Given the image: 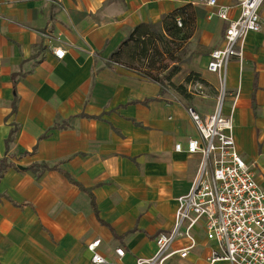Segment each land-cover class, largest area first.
Masks as SVG:
<instances>
[{"label":"crops","instance_id":"0c3cea01","mask_svg":"<svg viewBox=\"0 0 264 264\" xmlns=\"http://www.w3.org/2000/svg\"><path fill=\"white\" fill-rule=\"evenodd\" d=\"M197 1L0 0V264H92L87 246L96 241L107 264L154 254L200 161L175 151L199 137L187 110L205 117L215 106L218 81L207 64L228 22ZM188 4L195 30L171 79L188 97L107 66L135 26ZM218 5L230 7L229 21L238 18L233 0ZM259 16L264 25V2ZM190 73L204 83L185 84ZM197 83L200 95L191 93ZM227 90L239 92L237 152L264 190L263 32L246 36L242 57L228 66ZM201 231L186 259L167 264H209L214 243Z\"/></svg>","mask_w":264,"mask_h":264},{"label":"built area","instance_id":"2783aa9c","mask_svg":"<svg viewBox=\"0 0 264 264\" xmlns=\"http://www.w3.org/2000/svg\"><path fill=\"white\" fill-rule=\"evenodd\" d=\"M239 16L228 19L230 7L218 5V0H198L197 4L215 8L216 15L228 25L222 46L209 54L207 71L217 77L215 106L212 114L201 117L193 108L187 112L199 137L189 139L186 148L175 145V151L200 156L198 169L187 194L177 199L174 223L168 232L159 233L154 240L151 257L138 258L133 264H167L172 257L184 260L196 248L193 235L202 230L214 246L209 264H264V190L255 181L253 171L245 164L236 149L234 138V111L239 92L227 90V69L233 59L242 57L243 43L249 33H264L259 10L264 0H233ZM178 26H181L178 22ZM57 59L65 52L54 49ZM197 93H203L198 83ZM232 98L229 114L224 113L228 97ZM176 242H184L174 248ZM99 241L87 246L92 253V264H107L96 253ZM119 258L123 249L115 250Z\"/></svg>","mask_w":264,"mask_h":264},{"label":"trees","instance_id":"16d2710c","mask_svg":"<svg viewBox=\"0 0 264 264\" xmlns=\"http://www.w3.org/2000/svg\"><path fill=\"white\" fill-rule=\"evenodd\" d=\"M195 19V10L188 4L163 16L157 24H138L109 56L107 66L131 71L157 84L161 92L170 87L188 97L184 85L174 86L171 79L180 71L179 52L194 33ZM184 82L204 83L195 73H190Z\"/></svg>","mask_w":264,"mask_h":264},{"label":"rangeland","instance_id":"374dc122","mask_svg":"<svg viewBox=\"0 0 264 264\" xmlns=\"http://www.w3.org/2000/svg\"><path fill=\"white\" fill-rule=\"evenodd\" d=\"M186 44V43H185ZM187 46V45H186ZM186 46H184V44H183V47H182V49L180 50V52H179V55L181 56V58L183 59L186 55H187V53H188V51H187V47ZM191 93H193L194 95L196 94V95H200L199 93H197V90H196V88H193V89H191ZM201 96H203V95H201ZM193 235L195 236V238H196V234L195 233H193ZM200 236H201V238H205V236H204V232L203 231H201V233H200ZM206 239V238H205Z\"/></svg>","mask_w":264,"mask_h":264}]
</instances>
